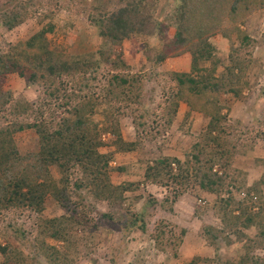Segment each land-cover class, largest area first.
Returning a JSON list of instances; mask_svg holds the SVG:
<instances>
[{"label": "rangeland", "instance_id": "374dc122", "mask_svg": "<svg viewBox=\"0 0 264 264\" xmlns=\"http://www.w3.org/2000/svg\"><path fill=\"white\" fill-rule=\"evenodd\" d=\"M122 1L0 0V55H9L34 34L52 29L40 43L41 51L50 49L69 63L78 61L81 65H93L83 72L57 76L54 83L48 80L32 82L19 72L9 73L0 81L1 102L4 103L0 105V143L9 144L20 157L19 164L8 173L0 169V179L20 180L18 177L25 175L30 178L29 185L40 187L39 195L47 186H60L55 194L53 191L45 192L39 203L33 202L27 186L21 190V195L19 192L17 195L6 194L7 205L0 212V245L10 247L12 257L21 255L20 264H60L59 261L61 264H188L196 257H199L197 264H243L241 259L247 254V248L251 251L246 264H264V244L253 249L248 245L256 238L258 229H237L245 233V236H239L235 229L223 224L219 213L220 198H232L234 208L242 202L244 207H254L253 212L259 208L257 194L251 191L247 196L245 190L258 182L264 173L260 163L264 159V9L255 12L244 25L235 16L232 21L229 16L216 14L223 11L224 15L230 11L223 7L228 1H224L222 7L218 3L217 6L212 4L215 16L211 18L218 29L204 36L208 44H202L193 31L187 36L189 43L181 46L177 40L181 22L176 18L179 0H158L156 10L152 12L154 22L159 25L154 34L132 35L121 46L114 47L105 62L102 55L107 54L111 47L99 35L92 20L100 17L99 10H118L124 5ZM212 6L207 5L205 11L209 12ZM233 27L246 31L253 39L246 51H238L243 57L252 54L246 77L236 85L241 90L238 97L227 92L229 86L225 89L216 84L218 79L232 81L230 57L235 45L240 48V42L234 36L236 41H229L223 32ZM203 49L206 54H203ZM34 53V50L25 48L18 58L24 65L38 64ZM161 56L165 59L157 64ZM171 72H192L193 75L199 74V79L206 77L205 83L211 81L208 82L210 90L217 94L223 107L224 127L228 131L226 143L236 150L233 167L226 171L219 163L214 167V172L221 176L229 173L219 195L205 193L196 182L189 184L187 190L180 191L177 185L166 188L145 178L151 162L165 158L185 162L192 146L209 125V118L201 113H192L188 117L190 107L184 101L174 123L169 125L166 101L172 91L177 90V83L168 75ZM114 73L138 77L142 88V104H133V114L120 120L124 140L137 144L134 151L121 152L116 147L113 130L104 122L107 106L98 107L87 116L91 122L88 130L98 125L97 133L103 142L99 151L112 155L108 186L125 188L112 196L116 205H113V199H100L98 191L102 187L99 184V187L86 184L81 167L69 172V185L65 186L66 178H62L59 168L53 166L44 176L40 173L42 164L36 157L43 155L42 150L46 148L43 137L56 136L63 119L76 117L73 109L79 103L77 98L82 94L101 97L102 89ZM94 76L96 78L92 79ZM218 86L220 92L216 91ZM35 124L42 128L18 131L20 125ZM89 132V136L96 134ZM261 192L264 208V185ZM58 197L69 199L70 210L79 214L74 219L76 215L71 211L70 220L79 222L78 225L72 222L74 227H79L77 233L68 232L74 238L66 243L46 238L43 231L44 222L63 215ZM88 213L91 220L98 222L93 235L88 232L90 226L85 217ZM189 221H193L192 227L195 231L199 228L200 232L188 233L181 256L174 258L172 249L167 247L163 251L153 236L160 224L171 239L174 231L176 234L183 229L188 231ZM206 227L221 232L220 238L211 237L209 241L203 232ZM48 246L57 247V258L56 254H45Z\"/></svg>", "mask_w": 264, "mask_h": 264}, {"label": "trees", "instance_id": "16d2710c", "mask_svg": "<svg viewBox=\"0 0 264 264\" xmlns=\"http://www.w3.org/2000/svg\"><path fill=\"white\" fill-rule=\"evenodd\" d=\"M150 1L154 3L150 5ZM224 1L228 2L223 7H228L230 11H226L227 13H224V15L223 11H218L216 14L222 17L229 16L232 21L235 16V18L244 25L255 12L264 9V0H179L176 18L178 20L180 18L179 21L181 22L180 29L177 32V40L181 46L189 43L190 40L187 36L189 34L191 35L193 31L196 32V36L202 40V44H208L205 39L206 35L218 29L217 26L213 24V18H211L215 16L212 4L217 6L218 3L219 7H222ZM122 2L124 5L120 6L119 9L114 12L99 10L100 17L98 19L93 18L92 20L98 27L99 35L108 41L111 47V50L107 54L103 53L104 55H102L106 58L104 59L105 62H107V58L111 56L112 49L116 46H121L124 41L132 35L143 33L153 35L157 27H159L158 23L154 22L152 14V12L156 10L158 0H124ZM207 5L212 6L209 12L205 11ZM16 23L17 22H15V24ZM9 26L12 28V25ZM49 31H52V29ZM49 31L48 29H43L34 34L23 45L20 44L17 46L9 55H0V81L9 73L19 72L22 77L28 76L32 82L41 83L42 81L46 82L48 80L54 83L56 82L55 79L57 76L62 77L64 74L83 72L86 68L89 69L93 66L91 64L87 66L81 65L82 63L78 61L69 63L64 57L56 54L50 49L41 51L40 43L46 39L45 36ZM223 35L233 43L236 41L234 37L238 39L240 48H237L235 45L230 57L231 67L229 72L232 81L225 82L218 79L216 84L220 85V87L224 86L225 89H227L225 86H229L230 89H227V92L238 97L241 90L236 87V85L246 77L252 62V54L243 57V55L240 56L241 52L238 51H246L249 44L253 42V39L246 31H241L237 27L226 29ZM25 48H30L35 51L34 54L38 57V64H29V66L27 64H22V59L18 57L22 49ZM204 49L202 51H205ZM206 53L205 51L203 54ZM200 58L203 59V56L201 55ZM164 59L165 57H158L157 64L162 63ZM97 66H100V64L97 63ZM114 67L118 68L117 65ZM194 68L195 67H193V70H195ZM93 72L95 73L96 71ZM168 75L177 83L176 92L172 91L166 101V105H168L167 115L169 117V125L174 123L183 101L190 107L188 117H190L192 113H201L209 118V125L206 131L199 136L198 141L192 146L191 153L187 155V160L185 162L176 158L156 160L148 165L145 178L149 182L166 188L171 185H177L180 191L187 190L189 184L196 182L205 193L219 195L222 192L224 181L229 176V173L227 175L224 173L221 176L214 172V167L218 163L225 171L233 167L234 150H236L234 146L232 147L231 144L226 143L228 142V131L224 127L226 117L222 114L223 107L219 104V97L210 90L211 85L208 82L211 81L208 80L207 83H205L204 80L206 77L199 79V74L193 75L192 72H171ZM93 78H96V76L92 77V79ZM220 87L218 86L219 90L216 89V91L220 92ZM58 91L59 89L56 90V92ZM0 92H2L1 89ZM56 92L52 94H56ZM81 93H83V91H81ZM102 95L104 96L102 97ZM141 97L142 88L139 78L134 75L131 76L121 73L110 75V79L107 81L105 88L102 89L101 97L92 96L91 94H87L86 96L84 94L80 95L77 98L79 103L73 109V113L76 114V117L63 119V125L57 130L56 136L45 135L43 137L46 148L42 150L43 155L36 156L42 164L40 167L42 172L40 173L45 176L47 173L49 174L50 168L57 166L62 178H66L63 185L68 186L69 178L67 176H69V172L81 167L85 174L86 184L92 187H99V185L102 187L100 192L98 191L101 196L100 199H113L112 196L117 194V191L120 193L121 188H125L118 187V189H114L108 186L109 166L112 155L99 151V149L103 147V142L97 133L99 132L98 125L89 129L90 131L96 132L95 135L89 136L88 126L91 122L87 120V116L98 107L107 106L104 122L107 123L108 128L113 130V136L116 138V147L121 152L134 151L137 144L128 143L124 140L122 131L120 130V120L123 116H130V113L133 114L132 105H141ZM1 99L2 94H0V105L2 106L4 103L1 102ZM25 128L38 129L42 127L37 124L27 125L26 127L20 125L18 131H23ZM106 130L107 129H104V131ZM48 134L50 133L48 132ZM2 136L4 135L2 134ZM9 142L10 141H8V143ZM19 161L20 157H17L15 150L12 149L9 144L7 145L5 142L1 141L0 169H4L5 172L8 173L14 165L19 164ZM260 163L264 169V159L261 160ZM19 172H21L22 175V171ZM262 176L263 177L258 182L245 190L248 194L247 196H249L252 191L259 197V208L256 207L258 211L253 212L254 207L242 206L244 205L243 202L239 203V205H241L238 208H234L235 206L232 198L222 199L218 197L221 199V210L219 213H221L222 222L227 228L235 229V233L238 235L240 234L239 236H245V233L237 229L241 228V230H247L252 227L258 229L256 238L250 240L248 244L252 249L264 244V208H262L263 196L261 192V188L264 185V173ZM18 178L20 180L14 178L9 180L0 179V212L7 205L4 196L6 194L17 195L18 192L21 195V190L24 186L30 189L33 202L35 203L42 201L41 196H44L45 192L53 191L55 194L58 188L56 182L57 186H47L46 189L42 191V194L39 195L40 187L37 186L33 188L34 186L29 185V177L23 175V177L20 176ZM81 186L83 185H79V187ZM32 188L33 190H31ZM104 196H107V198H104ZM177 196L180 197V195ZM57 199L63 211V215L55 219L47 220L46 223L44 222L43 231L46 238L66 243L72 241L74 236H72L71 233H77V228L79 227H74L72 224L73 222L78 225L79 222L70 220L72 212L76 215L74 219H76L79 214L74 212L75 210H70L71 204L69 199L66 197H58ZM249 200H251V198H249ZM20 202H23L22 199ZM112 203L116 205L114 199ZM23 204L25 205L26 203L23 202ZM214 205L216 207V202ZM236 212L238 213L236 214ZM85 217L88 222L87 224L90 226L88 232L93 235L94 230L98 228V222L93 219L91 220L90 213L85 215ZM105 217L108 218V215L105 214ZM163 226L165 227L166 225L164 224ZM145 229L146 227L144 230ZM69 231L71 233H68ZM180 231L179 234H176L174 231L171 239H168L167 233H165L162 227L160 228L159 224L153 237L163 251H165L167 247H170L173 257L178 258L181 256L183 245L188 240V231L184 229ZM203 232L209 241L211 237L218 239L222 234L212 227H206ZM72 243L73 242L68 244ZM49 249L46 248L44 251L45 254L49 256L56 254L57 258L59 254L57 247L53 246L49 247ZM250 251L251 249L247 248V254L241 259L243 264L247 263L248 253H250ZM0 255L3 258L0 264H20L19 262H21L19 261L21 255L17 256L15 254V257H12L13 254L11 253L10 247L0 245ZM198 261L199 257H196L188 264H197ZM59 262L61 264L62 261Z\"/></svg>", "mask_w": 264, "mask_h": 264}, {"label": "crops", "instance_id": "0c3cea01", "mask_svg": "<svg viewBox=\"0 0 264 264\" xmlns=\"http://www.w3.org/2000/svg\"><path fill=\"white\" fill-rule=\"evenodd\" d=\"M192 224H193V221H189V222H188V226H189V228H188V233H194V232H195V233H199V232H200V231L198 230L199 228L195 231V228L192 227ZM191 230H193V232H191Z\"/></svg>", "mask_w": 264, "mask_h": 264}]
</instances>
